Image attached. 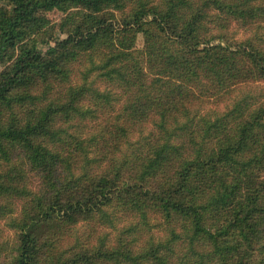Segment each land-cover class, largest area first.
Wrapping results in <instances>:
<instances>
[{
  "label": "trees",
  "instance_id": "obj_1",
  "mask_svg": "<svg viewBox=\"0 0 264 264\" xmlns=\"http://www.w3.org/2000/svg\"><path fill=\"white\" fill-rule=\"evenodd\" d=\"M258 83L264 0H0V264H264Z\"/></svg>",
  "mask_w": 264,
  "mask_h": 264
},
{
  "label": "rangeland",
  "instance_id": "obj_2",
  "mask_svg": "<svg viewBox=\"0 0 264 264\" xmlns=\"http://www.w3.org/2000/svg\"><path fill=\"white\" fill-rule=\"evenodd\" d=\"M65 9H68L70 8L68 5H66L64 7ZM51 20V22H56L61 16H62V11L59 10V9H52L48 12L45 13ZM241 35H238V37H240ZM53 42H51L50 44H52ZM141 41H140V37H139V40L137 42V45H140ZM42 49L44 50L45 48L42 46ZM259 86H264L263 83H258ZM0 225H2V223H0ZM9 238L10 239V236H5L4 238Z\"/></svg>",
  "mask_w": 264,
  "mask_h": 264
}]
</instances>
